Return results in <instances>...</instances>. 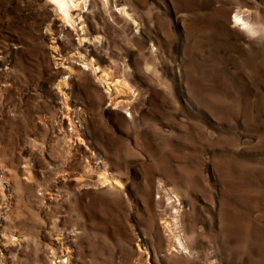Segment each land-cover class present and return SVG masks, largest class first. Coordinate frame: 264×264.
I'll return each mask as SVG.
<instances>
[{
	"label": "rangeland",
	"instance_id": "1",
	"mask_svg": "<svg viewBox=\"0 0 264 264\" xmlns=\"http://www.w3.org/2000/svg\"><path fill=\"white\" fill-rule=\"evenodd\" d=\"M76 3L0 0V264H264V0Z\"/></svg>",
	"mask_w": 264,
	"mask_h": 264
},
{
	"label": "bare ground",
	"instance_id": "2",
	"mask_svg": "<svg viewBox=\"0 0 264 264\" xmlns=\"http://www.w3.org/2000/svg\"><path fill=\"white\" fill-rule=\"evenodd\" d=\"M50 1L55 4V7L59 10L62 16L66 17V19H68L67 16H69L70 14V8L72 7V5L77 6L76 0H50ZM109 178L112 179L110 176L104 175L103 177H101V181H103V184L110 183V184L119 185L118 180L115 179L116 182H114L113 180L111 181Z\"/></svg>",
	"mask_w": 264,
	"mask_h": 264
},
{
	"label": "built area",
	"instance_id": "3",
	"mask_svg": "<svg viewBox=\"0 0 264 264\" xmlns=\"http://www.w3.org/2000/svg\"><path fill=\"white\" fill-rule=\"evenodd\" d=\"M65 255H67V254H65L63 252V254L61 255V257L65 256ZM55 264H70V262H69V259L68 258H66V259L64 258V259L57 260V262L55 261Z\"/></svg>",
	"mask_w": 264,
	"mask_h": 264
}]
</instances>
